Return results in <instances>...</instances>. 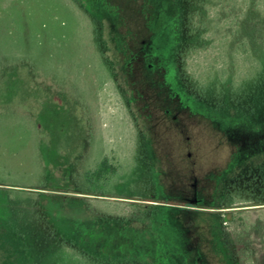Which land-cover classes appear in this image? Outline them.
<instances>
[{"label": "rangeland", "instance_id": "rangeland-1", "mask_svg": "<svg viewBox=\"0 0 264 264\" xmlns=\"http://www.w3.org/2000/svg\"><path fill=\"white\" fill-rule=\"evenodd\" d=\"M181 15L180 0H0V264H169L165 201L209 213V257L185 264H264L263 25L242 21L251 62L213 27L177 56Z\"/></svg>", "mask_w": 264, "mask_h": 264}, {"label": "trees", "instance_id": "trees-1", "mask_svg": "<svg viewBox=\"0 0 264 264\" xmlns=\"http://www.w3.org/2000/svg\"><path fill=\"white\" fill-rule=\"evenodd\" d=\"M182 3V19L181 24L179 26L181 36H188L189 42L186 43L185 38H181L180 43L177 47V56L183 52V48L190 46L188 50H191V44L196 42L197 39L200 38L201 34L196 33L200 31L202 28L209 31L210 27H213L216 31L220 28L224 30V34H221L219 37L216 36L218 39L217 45L223 44V41L229 40V38L235 42H237L238 47L241 49L239 54H245L248 56L247 61L251 62L253 58V54L251 52V46L249 40H253L252 35L250 37L242 36L241 32L243 29L242 21L246 17L249 18L251 24L254 22L261 23L262 29H264V12L263 14L259 15V18L254 16L253 12H246L243 9H246V3L239 2V0H234L229 3L230 11H226L224 15L220 12V8L223 4H220L217 8L213 10L214 14L207 13L208 11H212L208 9L207 12H202L201 7H206L209 4L208 0H180ZM189 3V10L188 13L185 14V10L183 13V8H187ZM208 3V4H207ZM248 3L251 5H262V2H254L253 0H248ZM206 4V6H205ZM250 5V6H251ZM264 5V4H263ZM254 7V6H253ZM194 13L191 22V14ZM251 13V14H250ZM186 21V22H185ZM260 25V26H261ZM189 31L186 32V29ZM208 28V29H207ZM220 29V30H221ZM199 33V32H198ZM215 34H213L214 36ZM264 40V35L262 36ZM195 44H192L194 46ZM254 63H252V67ZM248 68L249 72H254V68ZM225 72V71H224ZM107 162L104 160L98 169L97 172H102L106 169ZM163 206H159L162 210V214H164L165 219H161L160 223L158 224V228L155 229L156 234L159 237L162 245L165 248V256L167 262L169 264H185L187 259L190 255H194L195 251L198 253L202 252L204 255L208 256L210 253L211 242L209 243L210 237L208 236V226H207V214L208 212L204 211H191L192 213L184 215V210L182 207H179L176 204H172L168 201H165ZM178 232H186V237L180 236ZM0 245L3 244L0 243ZM212 249V248H211ZM0 248V258L2 257L3 252L1 253ZM209 257V256H208ZM217 261V260H216ZM215 260H212L211 264L216 263Z\"/></svg>", "mask_w": 264, "mask_h": 264}]
</instances>
